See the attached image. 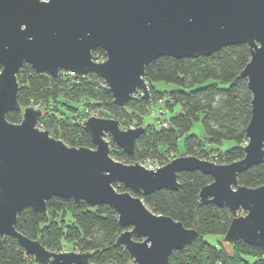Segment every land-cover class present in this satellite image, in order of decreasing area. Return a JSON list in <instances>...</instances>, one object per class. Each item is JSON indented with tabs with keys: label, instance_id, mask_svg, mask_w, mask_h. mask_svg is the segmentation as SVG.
<instances>
[{
	"label": "water",
	"instance_id": "water-1",
	"mask_svg": "<svg viewBox=\"0 0 264 264\" xmlns=\"http://www.w3.org/2000/svg\"><path fill=\"white\" fill-rule=\"evenodd\" d=\"M241 43L250 49L239 77L252 94V114L245 155L229 163L194 154L157 167L126 163L112 156L111 143L133 154L144 125L123 128L115 117L90 115L82 125L93 147L71 146L39 126L41 107L23 108L18 99L17 74L30 64L52 76L94 73L119 106L138 93L150 100L145 75L153 60L209 56ZM97 48L104 59L94 58ZM0 64V234L15 236L27 255L43 264H102L92 262L91 251H53L18 229L24 208L46 214L47 201L59 196L115 209L124 227L117 243L132 257L126 264H168L199 231L156 213L136 192L178 190L179 173L195 170L213 178L201 188V202L243 211L224 241L242 239L264 250V184L239 182L240 173L264 162V0H0ZM13 110L22 111L20 122L8 119Z\"/></svg>",
	"mask_w": 264,
	"mask_h": 264
},
{
	"label": "trees",
	"instance_id": "trees-1",
	"mask_svg": "<svg viewBox=\"0 0 264 264\" xmlns=\"http://www.w3.org/2000/svg\"><path fill=\"white\" fill-rule=\"evenodd\" d=\"M93 54L96 60L106 57L101 48L95 49ZM249 60L247 43L223 47L209 56H161L146 66L151 99L145 100L138 93L126 106L114 103L106 82L94 73L81 77L62 71L52 76L24 64L17 74L18 99L23 108L41 103L43 116L39 125L71 146L93 147L91 136L82 125L84 116L92 111L119 119L123 128L144 125L145 131L137 139L133 154L111 143L112 156L126 163L152 159L165 164L169 161L168 155L177 156L183 135L184 153L205 159H209L208 151L198 149L205 142L221 145L224 140L234 141L233 146L219 150L213 159L229 163L245 155L252 94L247 80L240 78L239 73ZM158 82H163L164 87L160 88ZM161 99L166 110L171 111L168 117L160 123L146 121L150 105ZM60 105L74 115L59 113ZM7 116L12 122H20L23 117L22 111L17 110L10 111ZM198 120L204 125L203 136L190 132ZM178 178L181 183L178 190L163 188L150 194L136 192L156 213L170 215L199 231L192 243L172 253L168 264H264V250L242 239L230 242L231 250L223 244L216 246L205 241L204 233L224 236L238 212L200 201L201 188L213 180L210 175L200 170L182 171ZM239 182L249 187L264 184V162L240 173ZM116 187L127 189L122 183H117ZM47 203L46 214L31 206L24 208L19 213L18 229L31 238L40 239L53 251H62L66 243L79 251H91L94 263L126 264L132 260L127 248L117 243L124 227L113 207L108 204L92 206L85 200L76 202L59 196H52ZM0 264L43 263L27 255L15 236L0 234Z\"/></svg>",
	"mask_w": 264,
	"mask_h": 264
},
{
	"label": "rangeland",
	"instance_id": "rangeland-1",
	"mask_svg": "<svg viewBox=\"0 0 264 264\" xmlns=\"http://www.w3.org/2000/svg\"><path fill=\"white\" fill-rule=\"evenodd\" d=\"M162 84H164V83L163 82H158V85H159L160 88L164 87ZM58 109L60 110L59 113H64L65 115H69V116H73L74 115L73 113L68 111L64 107V105L63 106L60 105L58 107ZM161 109H164L163 110L164 113L162 115L160 113ZM166 109L167 108L164 106V100L161 99L159 101H156L155 104H153V105L151 104L150 105L148 112L145 114V120L146 121H155V122L158 121L157 123H160L161 121L164 122L165 118L168 117L169 113L171 112V111H168ZM92 115L101 116V115H98V114H92ZM103 117H106V116H103ZM132 127H134V126H132ZM190 132L191 133H195V134L200 135V136H203L204 133H205V130H204V125H203L202 120H198V121L194 122V125H193V127H192ZM107 138L110 139V136L107 135ZM234 144H235V142L231 141V140H224L223 144H221V145L210 144V143L205 142L202 145V148H198V149H205L206 151H208L209 160L214 161L213 160L214 159V155L218 154L219 150L228 148L230 146H233ZM185 151H186L185 135H183V136H181V138L179 140V149H178V152H177V156L178 155H186L184 153ZM171 157H172L171 155H168L167 159H169V161H170L172 159ZM163 160L165 161L164 158H163ZM146 162H142V163L146 164ZM240 214H243V211H241V210L238 211V215H240ZM202 237H203V239L205 241H207V242H209L211 244H214L216 246H221V244H223L226 248H228L230 250L232 249V244L228 243V242H225L224 239H223L224 236H222L220 234H217V233H204L202 235ZM70 250L79 251L76 246H74V245H72L70 243H66L63 246V250L62 251H70ZM216 264H220V263H216Z\"/></svg>",
	"mask_w": 264,
	"mask_h": 264
},
{
	"label": "built area",
	"instance_id": "built-area-1",
	"mask_svg": "<svg viewBox=\"0 0 264 264\" xmlns=\"http://www.w3.org/2000/svg\"><path fill=\"white\" fill-rule=\"evenodd\" d=\"M67 72H69V73H71V74H74V72H71V71H67ZM40 104H41V103L34 104V105L40 107ZM99 113H100V112H98V111H92V112L90 113V115H92V114H98V115H101V114H99ZM90 115H86V116H84V119L88 118ZM101 116H102V115H101ZM39 126H40V125H39ZM144 165H146L147 167H157V166H161L162 164H161L160 162L156 161V160H152V159H150V160H148V161L146 162V164H144Z\"/></svg>",
	"mask_w": 264,
	"mask_h": 264
}]
</instances>
